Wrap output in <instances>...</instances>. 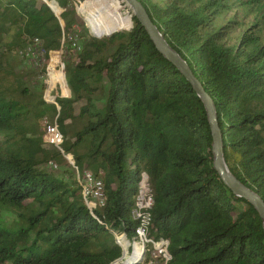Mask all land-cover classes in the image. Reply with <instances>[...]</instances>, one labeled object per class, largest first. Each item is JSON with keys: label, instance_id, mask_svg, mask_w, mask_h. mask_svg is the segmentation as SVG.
<instances>
[{"label": "trees", "instance_id": "16d2710c", "mask_svg": "<svg viewBox=\"0 0 264 264\" xmlns=\"http://www.w3.org/2000/svg\"><path fill=\"white\" fill-rule=\"evenodd\" d=\"M138 1L211 96L227 169L264 202V32L252 25L228 43L241 24L215 21L238 0ZM57 3L65 8L68 0ZM111 17V25L96 13L87 21L101 35L124 24L117 14ZM131 20L127 31L89 37L64 65L71 96L47 103L30 100L31 92L9 80L12 72L1 60L6 47L38 38L54 68L69 43L71 21L61 27L42 0H0V30L15 27L13 40L0 47V204L32 206L30 216H18L17 229L0 226V264H139L119 260L113 232L134 237L138 221L130 212L143 171L153 198L150 232L169 240L167 264H264L263 220L213 167L202 101L132 14ZM104 81L107 94L98 107L94 96ZM46 110L57 114L64 151L80 170L101 177V207L89 210L80 186L42 166L65 160L29 122Z\"/></svg>", "mask_w": 264, "mask_h": 264}, {"label": "rangeland", "instance_id": "374dc122", "mask_svg": "<svg viewBox=\"0 0 264 264\" xmlns=\"http://www.w3.org/2000/svg\"><path fill=\"white\" fill-rule=\"evenodd\" d=\"M42 1H45L50 6L52 5L51 2H54L55 5H57V11H55L52 6L51 9L58 17L61 27L64 26L66 21H71L70 30L66 34L68 35L67 40L69 43L65 41L63 47L58 51L60 55L58 57V62L54 65V68H51L48 57L45 55L42 42L39 39L38 41H27L24 45L15 47L12 50L7 49L6 44L10 43L14 38L13 34L15 27L13 26H11L5 33H2L0 30V47H6L1 61L3 68L6 71L12 72L9 80L13 81V83L21 82L29 90V93L31 92L29 98L30 100H36L38 97H42L47 101V103H55V96H71L64 72V65L74 61L75 56L79 52V50L75 47H83L91 36L101 39L113 32H124L129 30L132 27V10L124 0H68L65 8L60 7L57 0ZM84 1H89V4L82 10L81 4L84 3ZM152 1L164 5L167 1L171 0ZM114 10L116 13H114ZM91 13L98 14L100 21L106 25H111V15L117 14L119 18L125 21L121 28H114L108 33L96 35L91 30L87 21V17L91 15ZM232 18L238 21V25L239 23L241 25L236 27V29L231 33L232 37L229 39L228 43L236 42L239 35L246 28L252 25H255L254 28L256 30L259 28L261 32H264V2L258 3L252 0H238L231 5L229 10L217 18L215 25L219 26ZM73 43H75V46H73ZM53 74L58 75L60 78L55 80L53 78ZM107 89L108 85L104 81L101 92L96 93L94 96L95 103L98 107H102L107 94ZM79 104L80 102H78L75 112H77ZM47 105L48 104L44 105V107L48 108ZM44 116L51 121L56 114L54 115L51 111L46 110L44 115L38 120L32 116L29 117L30 123L33 125L35 123L38 124L40 134H42V120ZM76 128H78L77 124L74 126V129ZM69 134H72V132L69 131ZM55 162L58 166L57 172H54L50 168L48 162L42 166L55 176L66 174L67 181L75 182L76 186H80L76 177H73L72 170L67 159L62 162ZM86 170L88 169L86 168ZM31 208L32 206L29 201H27L25 207L23 208L0 204V226L17 229L19 227L20 220L18 219V216H30ZM130 255L131 250L129 249L127 250L126 257H121L119 260H134L133 258L130 259Z\"/></svg>", "mask_w": 264, "mask_h": 264}, {"label": "built area", "instance_id": "2783aa9c", "mask_svg": "<svg viewBox=\"0 0 264 264\" xmlns=\"http://www.w3.org/2000/svg\"><path fill=\"white\" fill-rule=\"evenodd\" d=\"M34 40L38 41V38H34L33 41ZM73 46H75V43H73ZM75 48L80 50L79 46ZM57 109H59L58 106ZM42 123V140L44 144L59 151L63 158L68 160L73 177H76L77 182L80 185L81 197L88 209L92 210L104 205L105 195L101 177L94 175L90 170H80L72 155L64 151V137L57 124V114L51 121L44 116ZM48 164L54 172H57L58 166L55 161L50 160L48 161ZM60 177H62L63 180H66V174H60ZM152 205L153 198L149 186L148 175L143 171L140 174L138 193L130 212L131 217L138 221L134 237L132 239H127L124 234L113 232L114 238L123 250L121 255L123 258L126 257L127 250L130 249V259L133 258L136 260V263L167 264L171 259V254L168 250L169 240L162 237L157 238L150 232L152 222L149 210Z\"/></svg>", "mask_w": 264, "mask_h": 264}, {"label": "water", "instance_id": "95a60500", "mask_svg": "<svg viewBox=\"0 0 264 264\" xmlns=\"http://www.w3.org/2000/svg\"><path fill=\"white\" fill-rule=\"evenodd\" d=\"M132 10V15L140 22L141 26L146 30L155 48L166 59L173 63L177 69L185 76L191 84L193 90L200 98L206 111L207 120L210 126L212 143L211 151L213 154V167L219 173L224 183L229 189L240 198L247 200L258 212L263 220L264 225V202L261 197L252 189L246 187L238 179H236L227 169L223 158L222 134L217 122L216 110L211 96L205 91L202 83L196 78L179 54L171 48L157 30L155 24L149 17L146 9L138 0H124ZM50 6V5H49ZM51 8V6H50Z\"/></svg>", "mask_w": 264, "mask_h": 264}, {"label": "bare ground", "instance_id": "6f19581e", "mask_svg": "<svg viewBox=\"0 0 264 264\" xmlns=\"http://www.w3.org/2000/svg\"><path fill=\"white\" fill-rule=\"evenodd\" d=\"M54 3V2H53ZM57 6V5H56Z\"/></svg>", "mask_w": 264, "mask_h": 264}]
</instances>
